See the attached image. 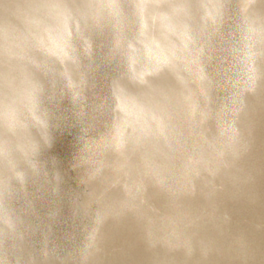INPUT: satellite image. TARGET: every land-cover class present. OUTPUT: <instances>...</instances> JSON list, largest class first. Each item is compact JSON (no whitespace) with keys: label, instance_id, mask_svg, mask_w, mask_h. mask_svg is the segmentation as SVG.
Instances as JSON below:
<instances>
[{"label":"clouds","instance_id":"9594fccd","mask_svg":"<svg viewBox=\"0 0 264 264\" xmlns=\"http://www.w3.org/2000/svg\"><path fill=\"white\" fill-rule=\"evenodd\" d=\"M0 264H264V0H0Z\"/></svg>","mask_w":264,"mask_h":264}]
</instances>
